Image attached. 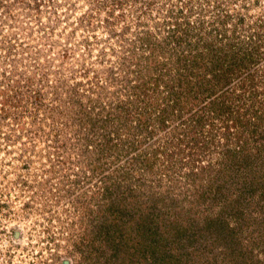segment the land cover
Here are the masks:
<instances>
[{
    "label": "rangeland",
    "instance_id": "obj_1",
    "mask_svg": "<svg viewBox=\"0 0 264 264\" xmlns=\"http://www.w3.org/2000/svg\"><path fill=\"white\" fill-rule=\"evenodd\" d=\"M260 147L264 0H0V264H264Z\"/></svg>",
    "mask_w": 264,
    "mask_h": 264
},
{
    "label": "trees",
    "instance_id": "obj_2",
    "mask_svg": "<svg viewBox=\"0 0 264 264\" xmlns=\"http://www.w3.org/2000/svg\"><path fill=\"white\" fill-rule=\"evenodd\" d=\"M171 29H173V28H171ZM262 150H264V148L262 149L261 147H260V150H258V152H260L261 153V151ZM231 151V150H230ZM227 153H231V152H227ZM232 153H237V152H235V151H233ZM243 154L244 155H242V161H250L251 160V154H250V152L248 151H246L245 152V150L243 151ZM261 155H262V153H261ZM262 157H263V155H262ZM262 157H261V159H262ZM252 158H254V157H252ZM263 162H264V160H263ZM128 227H133V225H132V222L130 221V223H128V225H127ZM139 227V226H138ZM140 228V227H139ZM231 235V236H230ZM230 235H228V236H230V237H228V239H226L227 240V246H228V248H230V249H233V248H236V246L238 245L237 243L235 244V242L233 241V238H232V234H230ZM230 251H235V250H230ZM243 257V256H242ZM240 264H244V262L242 261V262H240ZM246 264V263H245Z\"/></svg>",
    "mask_w": 264,
    "mask_h": 264
},
{
    "label": "water",
    "instance_id": "obj_3",
    "mask_svg": "<svg viewBox=\"0 0 264 264\" xmlns=\"http://www.w3.org/2000/svg\"><path fill=\"white\" fill-rule=\"evenodd\" d=\"M64 264H67V262H64Z\"/></svg>",
    "mask_w": 264,
    "mask_h": 264
}]
</instances>
